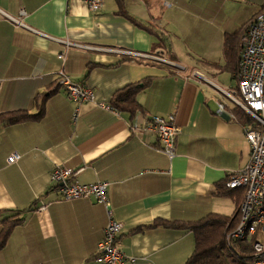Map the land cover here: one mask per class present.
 Masks as SVG:
<instances>
[{
	"label": "crops",
	"instance_id": "obj_1",
	"mask_svg": "<svg viewBox=\"0 0 264 264\" xmlns=\"http://www.w3.org/2000/svg\"><path fill=\"white\" fill-rule=\"evenodd\" d=\"M263 7L103 0L94 13L83 0H0V114L43 106L40 119L0 128V212L33 208L0 249V264H96L111 219L135 264H184L195 238L172 224L230 218L242 200V189L223 183L248 162L247 123L217 87L236 89L239 37ZM60 70L93 101L72 102L56 82ZM142 84L135 109L111 106L117 91ZM218 101L224 116L215 114ZM154 116L175 120L172 159L141 130ZM55 165L81 185L107 183L108 205L59 199Z\"/></svg>",
	"mask_w": 264,
	"mask_h": 264
},
{
	"label": "built area",
	"instance_id": "obj_2",
	"mask_svg": "<svg viewBox=\"0 0 264 264\" xmlns=\"http://www.w3.org/2000/svg\"><path fill=\"white\" fill-rule=\"evenodd\" d=\"M83 2L94 13L100 11L103 5V0ZM59 58L62 59V56ZM235 77V90L227 92L219 87L217 90L249 118V123L244 127L249 157L245 167L231 173L225 181L227 189L243 190L242 200L237 207V224L226 235V240H244L252 243L254 252L251 264H264V238H258L259 231L264 228V7L242 31ZM56 82L65 89L68 98L77 106L93 101V91L85 85L71 81L63 70L58 71ZM215 114L225 115L224 104L220 101L216 104ZM77 117L76 108L73 122ZM141 130L153 134L159 143L158 150L169 159L174 158L178 128L173 117H151ZM17 158L18 156L13 154L7 162L13 164ZM76 174L62 165L54 166L50 181L52 188L59 193V199L72 201L92 198L107 206V183L81 185L74 179ZM121 231L120 223L112 219L107 223L93 257L96 264H135V259L125 256L120 249L118 239Z\"/></svg>",
	"mask_w": 264,
	"mask_h": 264
},
{
	"label": "trees",
	"instance_id": "obj_3",
	"mask_svg": "<svg viewBox=\"0 0 264 264\" xmlns=\"http://www.w3.org/2000/svg\"><path fill=\"white\" fill-rule=\"evenodd\" d=\"M228 40L229 38H226V42ZM144 85L145 84L132 85L117 91L111 99V106L120 110L126 107L127 109H135V96ZM42 107V104H40L37 114H30L25 110L0 114V128L29 120H38L43 114ZM241 115L248 124L249 118L247 115L243 111ZM223 188L226 191L235 190L227 189L225 187V181L223 183ZM237 207L233 216L230 218L217 214H208L195 222L172 224L177 228L189 230L195 238V248L184 264H251L254 252L252 243L244 240H232L230 242L226 240V235L237 224ZM32 209L33 208L26 210H6L0 212V249L5 245L12 230L24 222L26 215L30 213Z\"/></svg>",
	"mask_w": 264,
	"mask_h": 264
},
{
	"label": "rangeland",
	"instance_id": "obj_4",
	"mask_svg": "<svg viewBox=\"0 0 264 264\" xmlns=\"http://www.w3.org/2000/svg\"><path fill=\"white\" fill-rule=\"evenodd\" d=\"M241 33H242V31H241Z\"/></svg>",
	"mask_w": 264,
	"mask_h": 264
}]
</instances>
